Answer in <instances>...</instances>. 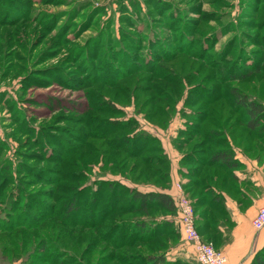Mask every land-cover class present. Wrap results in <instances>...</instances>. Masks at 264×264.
<instances>
[{
  "label": "rangeland",
  "instance_id": "1",
  "mask_svg": "<svg viewBox=\"0 0 264 264\" xmlns=\"http://www.w3.org/2000/svg\"><path fill=\"white\" fill-rule=\"evenodd\" d=\"M236 95L264 103V0H0V229L18 225L0 232V264L38 263L44 238L68 264H126L111 257L158 253L156 241L111 245L121 218L127 224H119L115 244L131 239L133 221H165L179 236L159 238L168 239L169 257L194 260L177 210H127L104 222L108 190L94 210L98 182L160 191L173 180L149 173L134 180L117 166L123 155L109 153L99 164L105 146L93 132L107 128L108 135L130 122L163 146L170 170L164 143L202 157L181 166L205 170L203 159L222 137L207 140L211 127L236 132L239 146L248 142L245 122L236 124L246 119L240 112L247 107L236 109ZM91 146L98 147V159ZM70 200L80 206L66 214ZM87 237L100 241L91 245ZM12 239L26 246H7L3 260V244Z\"/></svg>",
  "mask_w": 264,
  "mask_h": 264
},
{
  "label": "trees",
  "instance_id": "2",
  "mask_svg": "<svg viewBox=\"0 0 264 264\" xmlns=\"http://www.w3.org/2000/svg\"><path fill=\"white\" fill-rule=\"evenodd\" d=\"M163 93H165V91H163ZM109 102H112V99H109ZM237 103L239 106H236V109H239L240 107L243 108V105L247 108L244 111V115L243 111L240 112L242 116H246V119L238 118L236 124L238 125L239 122L241 124H244L243 122H245L244 126L245 131L248 134L246 136L248 139V146L250 149L256 150L259 146L262 147L264 143V103L259 100H251L247 96H240V99H238ZM154 107L155 105L153 106V108ZM157 107H161V105H158ZM164 116L169 117L167 113L164 114ZM236 124L232 123V125L230 126L231 131H234L236 129ZM216 127L217 126L215 125L214 127L208 129L205 135V138L207 140L222 136L221 139H219L216 143H213L214 145L218 146L217 148H215V146L213 147L212 144L213 150L209 153V159H203L206 162L205 165L207 169L205 168V170H203L199 167L187 166H185L184 168L183 166V168L181 169V173L186 178V181L182 182L185 193L191 196L189 198L193 201L196 209L197 224L199 230L207 241L211 242L214 246L220 249L218 246L221 245L227 237L225 233L221 232L220 229L222 220H225V218L227 217V208L225 205V197L223 192L227 191V193L234 196L240 192L241 185L234 170L237 169L241 163L235 158V148L233 142L236 143L237 137L236 135H234L236 132H234V134L232 135L224 130L217 131L215 129ZM97 128L99 129L100 127L98 126ZM134 128L135 126L130 124V122H127L124 123L123 126L115 127L112 130L113 132H109L108 135H106L108 133L107 128L104 129L102 134H99L94 130L93 135H98H95L93 137H97L104 141L103 143H101V146H105V150L104 153L101 154L99 153L97 146H91L92 150L90 152V155L92 156V151H96V153L99 154L95 155L94 158L97 157L98 159L101 154V158L98 161L99 164H104V161L106 162L108 160L105 158L109 155V153H113L112 155H123L124 157L122 159L119 157L117 166L120 168V172L122 174H125L127 171H129L131 176L135 178L134 179L131 177L132 180L142 179L145 174L149 173V175H157L159 179H165V181L171 183L170 162L167 155L164 154L163 146L161 144H158L157 139H155L152 134H146L142 130L137 132ZM220 132H223V134L220 135ZM239 137L241 138V136ZM149 152H151L152 154L144 155L145 153ZM196 158L200 159L202 157H200V155H194V153L191 152L183 154L182 164L188 163L190 161H196ZM114 159L116 160V158ZM129 160L132 163H129ZM73 164L75 167L79 166L78 163ZM61 166L64 167L66 165L65 163H62ZM161 168H164V171L162 173H160ZM69 174L70 173L66 175L65 173L66 176H68ZM71 175L74 176V180H76L77 175L71 173L68 178H70ZM98 183L99 184H97V188L95 189V191H93V198L90 201V204L93 208L96 206V209L94 210L98 211L100 208L99 205L104 199L103 192L105 190H108L110 192L108 197L106 196L107 200L104 202V206L102 207V209H104L105 211V216L102 218L103 220H105L104 222H106V220H108L110 216L118 213L122 214L123 212H127V210L148 211L152 207L163 208L170 212H176L177 210L174 198L169 193H166L162 190L144 191L142 189H139L138 187L127 188L126 185L121 182ZM103 184L107 186L104 187ZM85 189H87V186L84 187V190ZM88 191L89 189H87V192ZM125 196H128L127 203L122 206L120 202L123 200V198H126ZM79 206V201L70 200L64 206V209H67L65 213L70 214L75 209H78ZM125 220L126 219L121 218L119 220V223H116L114 228L115 230L113 229L115 234L120 227L119 224H127ZM164 222L165 221H133V223L128 226L129 232L131 234L130 240H121V242L115 244V241L118 239L115 238V234L111 237V241L109 240L110 244L116 247V249H122L126 246H134L138 243H143L146 245L148 243H154V241H156L159 242L158 246L160 247L158 249V253H156V251L154 252V250H151L148 251V253L144 254V258H134V255H128L124 259L120 256V259L116 258V256L111 257V259H118L120 260V263L121 261H126V264H199L197 260L195 262L191 259H185L182 256L171 258L169 257V254L172 251H169L171 249V246L167 244L168 239L165 240V238H159L161 236H166L174 239L178 238L179 236L176 234V230L170 229L171 224H169V222H167L166 224ZM110 225L111 223L107 222L106 228ZM15 227H18V225H9L8 227L0 229V232H10V230L15 229ZM129 232H123L121 236L123 238L127 237L129 235ZM182 236L183 241L188 246L192 247V245L188 244L185 241L183 233ZM218 237L220 238L218 239ZM46 239L47 238H44L42 240V243L38 244L37 246L38 263L45 264L50 259L53 264H68L69 261H62L66 257L59 260V258L63 255H52L50 248H48L49 246L46 243ZM79 239H81V242H78V244H82L84 238L82 237ZM217 240H219V243L216 242ZM2 241H4V239ZM2 241L0 238V242ZM9 241H13L12 245L7 243V241H5L3 244V251L1 252V257L3 260L6 258L5 255L9 253V248L13 247V245L17 248H25L26 246V242L23 239H12ZM99 241L100 239H98V237H96L95 239H90L89 237H87L88 244L90 243L92 245V243L94 244ZM48 242H50V240H48ZM55 242L58 243V240L56 239ZM217 243L218 245H216ZM166 244V247L168 248L165 250L166 247L164 248L163 246H165ZM7 246H9V248H7ZM13 250L16 251L15 248ZM263 252L264 248L257 253L252 264H264V258H262ZM12 255L14 254L12 253ZM50 256H54L53 259H51ZM75 258L77 257L75 256ZM111 259H109V261ZM11 261L14 264L17 262L16 260ZM74 261L76 262V264L83 263L82 259H80L79 261L74 259ZM38 263L31 260H24V264Z\"/></svg>",
  "mask_w": 264,
  "mask_h": 264
},
{
  "label": "crops",
  "instance_id": "3",
  "mask_svg": "<svg viewBox=\"0 0 264 264\" xmlns=\"http://www.w3.org/2000/svg\"><path fill=\"white\" fill-rule=\"evenodd\" d=\"M164 145L172 161L170 173L173 186L171 185L170 188L162 191L172 196L176 191V185L174 184L186 181V178L181 173V169L183 168L181 166L183 153L171 144H169V147H166L165 143ZM233 145L235 148V158L241 163L234 170L241 189L237 197L223 190L227 217L225 220H222L220 229L227 237L218 247L227 256L226 264H252L257 253L264 248V230L257 231L252 224L253 217L263 205L264 143L262 147H258V151L250 149L247 142L240 143V146L233 142ZM145 190L152 191L153 188ZM245 201H249L247 207H243ZM189 250L190 253L192 251V258L195 259L193 261L196 262L194 249L189 246Z\"/></svg>",
  "mask_w": 264,
  "mask_h": 264
},
{
  "label": "built area",
  "instance_id": "4",
  "mask_svg": "<svg viewBox=\"0 0 264 264\" xmlns=\"http://www.w3.org/2000/svg\"><path fill=\"white\" fill-rule=\"evenodd\" d=\"M175 193L172 195L176 202L180 216L182 233L185 241L192 245L195 258L199 264H226L227 256L223 250L216 248L211 242L206 241L197 224V214L193 201L185 193L181 182L175 186ZM263 205L258 209L252 219L255 230H264V194Z\"/></svg>",
  "mask_w": 264,
  "mask_h": 264
}]
</instances>
